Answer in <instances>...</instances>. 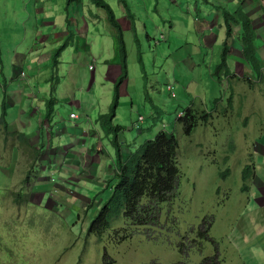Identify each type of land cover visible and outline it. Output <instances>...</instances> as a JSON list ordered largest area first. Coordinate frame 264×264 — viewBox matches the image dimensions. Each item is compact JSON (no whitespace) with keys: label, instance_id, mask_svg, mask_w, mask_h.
Instances as JSON below:
<instances>
[{"label":"rangeland","instance_id":"374dc122","mask_svg":"<svg viewBox=\"0 0 264 264\" xmlns=\"http://www.w3.org/2000/svg\"><path fill=\"white\" fill-rule=\"evenodd\" d=\"M104 1L124 30L128 51V75L120 86V103L114 119V124L124 129L119 136L123 161L162 131L173 133L177 140L180 196L171 205L173 216L177 218L174 230L160 236L154 234L151 239L134 228L128 232L127 239H121L125 232L120 231L125 225L118 221L111 224L100 240L88 235L90 222L111 195L109 186L115 183L110 169L116 161V151L111 139L104 137L96 124L98 116L109 111L115 84L105 79L106 71L100 72L99 63H90L98 48L103 52L106 48L110 51L112 46L110 40H105L107 33L103 30L105 21L101 20V11L89 0H82L81 6L69 7V16L74 19L68 22L72 26L69 31H76L77 26L80 32H88L87 43L92 47L93 56L88 55L87 63L83 64L76 55H72L75 38L55 39L48 45L36 43L40 34L55 36L61 33L66 23V0H0L4 76L10 75L9 68L15 59L17 65L23 63L26 81L35 77L33 74L49 77V87L56 99L50 128L53 132L50 136L53 157L43 158L45 154L41 153L40 161L33 170L30 168L28 175V162L19 157L26 150L23 147L20 151V144V150L15 153L23 164L11 163L17 157L0 158V171L6 175L0 173V239L11 248L13 255L8 260L0 253V264H200L215 251L220 264H264L263 237L252 241L248 237L247 241L236 244L227 239L233 235V229L245 222L243 216L250 211L249 193L241 192L244 185L240 182V169L250 154V141L257 135L256 126L264 124V112L251 116L248 127H244L240 120L243 112H226L227 118L221 116L225 112H205L209 117L196 119L194 129L188 135L186 130L193 123L187 121L188 125H185L178 120L189 109L200 117L204 114L194 96L203 87L209 109L226 106L227 100L220 87L209 82L204 84V69L209 67L210 72L214 71L223 46L215 47L212 52L200 50L197 53L198 34L193 29L190 13L186 12L188 4L194 6L192 0H177L184 9H177L171 0H126L136 17L135 34L131 28L133 23L128 20L118 0ZM196 2L203 7L200 0ZM38 10L42 12L38 13ZM90 12L99 17L100 23L89 27ZM46 17L55 21L52 26L46 25ZM84 23H88L87 32H83ZM66 43L71 49L62 52L56 69H50L48 63L44 71H35L30 56L32 48H40L41 56L47 52L53 54ZM189 57H194L195 64L199 63L196 70L189 68ZM90 65L95 67L93 74L89 70L92 67L88 69ZM8 80L16 81L9 77ZM17 81L25 82L23 79ZM0 82L4 83L2 76ZM13 84L5 85L14 88ZM0 95L3 96L2 90ZM2 102L3 99L0 100V113ZM78 102L80 106L75 104ZM17 113L9 110L6 120L13 121ZM70 113H74L76 118L70 119ZM73 129H80L83 134L77 131L72 135ZM49 131L45 129L41 134L45 146L50 141ZM243 133L246 134L245 139L241 137ZM13 141L9 136L6 144L9 155ZM42 145L38 146L41 151L45 150ZM60 152L67 157V164L56 166L57 161L51 162L55 157L61 158ZM99 152H103V156ZM90 155L99 157L101 167L106 169L96 173L93 168H97V164L93 161H97ZM35 157L38 158V153L32 158ZM69 160L75 161L76 165H70ZM227 170L229 175L220 176ZM26 176L29 178L26 185L30 188L29 204L20 207L8 194L3 195L6 191L21 189ZM163 206L164 218L169 206ZM209 219L214 221L212 237L216 247L196 235V231L200 232L205 220ZM186 235L196 243L182 256L177 251V243L181 236ZM194 245L200 246L203 253Z\"/></svg>","mask_w":264,"mask_h":264},{"label":"crops","instance_id":"0c3cea01","mask_svg":"<svg viewBox=\"0 0 264 264\" xmlns=\"http://www.w3.org/2000/svg\"><path fill=\"white\" fill-rule=\"evenodd\" d=\"M171 1L172 4L175 5L177 9L179 8L184 9L183 5L179 6L177 0H171ZM192 1L194 3V6L192 7V5L188 4L186 12L187 14L190 13L192 17V22L194 24L193 29L195 33L198 34L199 50H197L198 51L197 53H199L200 50L212 52L215 47H221V45L223 46L224 41L226 40V29L223 25V18L218 7H223L224 9L230 12H234L238 8H242L252 21L253 29L255 30L256 33V41H255L256 56L261 65L260 77L259 78L256 77L250 66L242 58V46L238 41V37L241 33V29L240 27L235 26L233 27V31H232L233 32L232 40L230 41V45H229L230 51L227 58L229 70L231 71V77L224 79L223 82L219 83L213 77V72L209 71V67H206V69H204L205 70L204 84L208 82L213 86L217 84L218 87H220V91L223 92V96L227 100L226 106H223V108H217L216 110L209 109L206 105L207 96L204 87L201 90V92L194 94L196 100L199 102L201 106V109L205 112H225L224 114L221 115L224 118L228 117V113L226 112H243L244 115L242 118H240V120L244 122V127H248L250 125L249 120L251 116L264 112V0H211L212 2L211 5H206L202 3L203 7H199L198 2H196V0H192ZM39 12H42V10H38V13ZM91 14L93 13L92 12L89 13L91 17L89 19V27L92 25H97L96 23L98 24L100 23V21H98L100 19H98L97 16L95 15L93 16ZM93 17L95 18V20H92ZM65 18H68L69 21L74 20L72 17L69 16V13L66 14ZM101 20L103 21V19ZM46 21H48L46 24L48 27L53 25L54 20L47 18ZM65 22L66 19L64 20V23ZM102 24H103V30L107 33L105 38L106 42L110 40L112 43L111 50L109 51L108 48H106V50L102 52L101 48H98L99 50L97 49V53L95 54L94 57H92L90 63L91 64L99 63L101 65L100 72L106 71L105 79L109 80L110 82H112V84H114L121 75L120 63L118 62L119 57L116 49L115 38L112 36V32L109 30L108 27L104 26V23ZM64 25L65 26L62 28L61 33L55 36L40 34L39 37H37V41L35 40L36 43L43 44L45 42V45H48L55 39H57L58 41L60 39H65L66 37H68L67 31L70 30L72 26L70 24L68 28L66 23ZM87 30H88V23H84L83 32H87ZM71 32L74 34L75 36L74 38L76 41V46L74 47L72 55H76L78 57L79 62L82 61L83 64L87 63L86 57L88 55L93 56L91 53L92 47L89 46L87 43L88 32L87 34L80 32V28H78L77 26H76V31H71ZM99 38L102 39L103 36L99 35ZM39 52H42L40 48L38 50L34 48L30 50L32 64L33 67H35V71L37 73L44 71L48 63H49L48 67H50V69L52 68L50 61L52 54L47 52L39 56ZM17 56L21 57V55L19 56V54ZM61 58L62 55L60 59ZM193 58L194 57H189L188 58L189 63L187 62V64H189V68H191L192 70H196L199 67L198 65L199 63L195 64ZM195 58L200 60L198 57ZM90 67L92 66L90 65L88 69ZM23 68H24L23 63L17 65V60L13 59L12 64L9 68L10 75L8 74V76H4L3 73L4 65L2 66V73H0V76L3 77L4 83L7 84V86L8 84L10 83L13 84L14 82L12 80H8V77L10 79L14 78L16 79V81L22 79L25 81V82L15 81L13 84L14 88H11L12 86L7 87L4 83L0 82V90H2L3 92V96L0 95V100L3 99L2 105L4 103L5 112L8 113L9 110H12L13 112H18L17 114H15L16 116H14L13 121L8 122L7 119V133L4 132V128L0 125V147H1L0 158L9 156L12 159L13 157H17V158H13L11 163L15 162V164L18 165L23 164L21 160L28 162L27 163L28 165H26V167L28 166L26 175H28L31 172V169L32 170L34 169L35 164L38 161H40L41 153L44 152L43 154H45L42 156L43 158L53 157L50 151L53 144L52 138L50 137L53 134L52 130L50 129L52 123L51 120L50 121L46 120L45 115L47 111L46 106L48 101L55 100L56 102V99L53 96L54 91H51L49 87V82H50L49 77L46 78L41 75L36 76L35 74L32 73L35 77H32L26 81L25 79L26 75L24 78L22 79L20 78L21 74L24 73ZM28 70L32 71V68H28ZM89 70H91L93 74L95 71V67H92ZM35 78H37V81ZM92 80H93V76L91 81ZM43 83L44 85H42ZM70 102H75V101H70ZM75 104L77 106H80L79 102ZM71 115H75V114L70 113L69 117ZM41 119L42 122L40 121ZM70 119H75V118L70 117ZM45 129H47V131H49L50 129V131L48 132L50 134L48 135L50 141L46 144V146H45V142L42 139L43 136H41V134L44 132ZM256 130H257L256 137L254 138V140L250 141V146H249L250 154L248 158H246L243 161L242 164L244 165L240 169V182L242 183L243 186V178H242L243 170L247 165L251 166L252 168V175L247 183V185L249 186L247 192L249 193L250 211L248 214L243 216L245 217L244 218L245 222L239 224L238 227L233 229V235L231 234L230 236L227 237L228 240L233 241L235 244L238 242L247 241L246 238L248 237L250 238L251 241L259 237L264 238V124H258L256 126ZM77 131L81 132L80 134H83V132L80 131V129H76V130L73 129L72 135H76ZM239 133L242 132L240 131ZM244 135L246 134L245 133L241 134V137L243 139L246 138L244 137ZM9 136H11L14 140L11 146L10 155L7 154L6 152L7 151L6 144ZM96 137L97 139H100L99 134H96ZM41 143H43L44 145L42 146L45 147L44 148L45 150L43 151L39 150L38 148V146H40ZM19 144L21 145L20 148L21 150L18 148ZM23 147L26 150V152L25 153L19 152L20 153L19 157L21 158V160H18L19 157L17 155L18 152L16 150L22 151ZM36 153H38V158L36 157L32 158L33 155ZM53 153L55 154V152ZM99 154L103 156L101 152H99ZM60 156L61 158L59 159L55 157L51 163L53 164L57 161L56 166L67 164L66 163L67 157L62 155L61 152H60ZM90 158L93 160L96 159L97 161V162L93 161L94 164L95 163L97 164L96 166L97 168H93V170L95 169L96 173H98L99 170L103 171V169H106L105 167H101V164L99 163V157H92L90 155ZM62 160L63 161L65 160L64 164L59 163ZM70 165H76L75 161H73V163L71 161ZM10 168L11 167H9L8 169L10 170ZM13 168L14 166L12 167V169ZM15 169H17V167ZM1 174L6 176L3 173ZM26 189L30 190V188L29 187L27 188V186ZM241 192L244 191L241 190ZM226 198H227L226 200H228V197ZM213 228H214V222L210 230L211 239H213L212 237ZM262 243L264 244V242Z\"/></svg>","mask_w":264,"mask_h":264},{"label":"trees","instance_id":"16d2710c","mask_svg":"<svg viewBox=\"0 0 264 264\" xmlns=\"http://www.w3.org/2000/svg\"><path fill=\"white\" fill-rule=\"evenodd\" d=\"M201 3L211 5V0H200ZM90 4L97 10L101 11L105 26L110 29L112 36L115 38L116 49L120 62L121 75L114 83L113 99L109 107L108 113H104L98 116L96 120L97 126H99L104 137L111 139L112 146L116 151V161L112 167L115 170L114 180L115 183L111 187L109 186L111 195L104 201L97 215L92 219L88 226V235L95 236L100 240L105 232L111 228L113 222L122 221L125 228L120 232H125L121 239H127L129 231L141 230L143 234L150 236L151 239L163 232H171L175 227L174 212L171 210L173 201L179 200V179L180 170L178 168V144L173 133H167L162 131L159 133L153 141L145 143L139 150L130 154L128 160L123 161V155L121 152V143L119 142V136L124 131L121 126L114 124L116 112L120 103V86L125 79H127V57L128 51L124 37V30L118 23L116 16L111 7L104 0H89ZM122 6L124 13L128 20L132 21L131 27L135 34V15L131 12L126 0H118ZM81 6L82 0H66V14L69 7ZM223 18V25L226 29V40L223 44V49L220 55V61L216 65L213 71V77L219 83L224 79L231 77V71L227 63L229 55V45L232 40L233 27L238 26L241 29V33L238 37V41L242 46V58L250 66L256 77L261 75V65L256 56L255 41L256 33L253 29L252 21L250 17L242 8H238L234 12H230L223 7H218ZM99 19V17L97 16ZM66 25L69 27V20L66 18ZM68 32L70 40H74V34L71 31ZM135 40V39H134ZM69 43V42H68ZM69 48L68 44L62 45L56 50L51 57V66L56 69L59 64V59L62 52ZM139 63L141 66L142 59L139 57ZM2 59H1V43H0V73H2ZM55 100H49L46 106L45 118L50 121L53 113ZM194 110L189 109L187 113L180 117L178 122L188 125V122H192L193 126L186 130L189 135L195 126L194 121L198 118L206 119L209 116L204 112L202 116ZM7 113L5 112L4 103L2 105V112L0 115V125L4 128V132L7 133ZM137 126V125H136ZM103 153V152H102ZM229 175L227 170L225 174L220 176L225 177ZM252 175L251 166L247 165L243 170V191H248L247 183ZM29 178H25L23 181V187L16 191H6L3 196L7 194L12 198L13 203L17 206L28 205L29 194L27 193L26 185ZM168 205L166 216L163 218V209ZM90 208V206H89ZM88 208V209H89ZM177 221V218H176ZM209 223H207V222ZM212 219L205 220L201 226V231H196L197 237L205 240L217 246V243L210 238V230L212 227ZM115 224V223H114ZM170 227V229H169ZM129 232V233H128ZM176 232V231H175ZM193 235L194 232L192 233ZM178 235L179 232H178ZM198 237V238H199ZM159 238H157L158 240ZM166 242V240H164ZM188 235L181 236L180 242L177 243V251L180 255L185 256L187 248L195 244ZM199 247V252L203 253V249L194 245V248ZM217 249V248H216ZM0 253L4 254L8 260L13 258L11 248L3 243L0 239ZM215 255V256H214ZM211 257H205L200 264H220L218 254L215 251Z\"/></svg>","mask_w":264,"mask_h":264},{"label":"clouds","instance_id":"9594fccd","mask_svg":"<svg viewBox=\"0 0 264 264\" xmlns=\"http://www.w3.org/2000/svg\"><path fill=\"white\" fill-rule=\"evenodd\" d=\"M23 75V73L21 74V77L22 78H24L25 77V74H24V76H22ZM172 97H174V96H172ZM75 116V115H74ZM71 117V116H70ZM76 117V116H75ZM182 117H183V114H182ZM111 171H112V176L114 177V174H115V170H112V167H111ZM106 188V187H105ZM27 191L29 192V189H27ZM27 192V193H28ZM29 194V193H28Z\"/></svg>","mask_w":264,"mask_h":264},{"label":"built area","instance_id":"2783aa9c","mask_svg":"<svg viewBox=\"0 0 264 264\" xmlns=\"http://www.w3.org/2000/svg\"><path fill=\"white\" fill-rule=\"evenodd\" d=\"M22 76H24V75H22ZM168 90L171 91L172 89L169 88ZM173 96H174V95H173ZM71 117L76 118L74 115H71Z\"/></svg>","mask_w":264,"mask_h":264}]
</instances>
